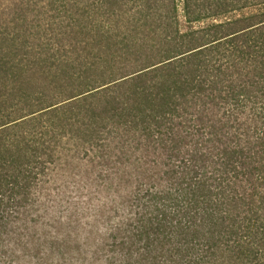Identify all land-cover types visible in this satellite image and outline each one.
Returning a JSON list of instances; mask_svg holds the SVG:
<instances>
[{
	"label": "trees",
	"instance_id": "16d2710c",
	"mask_svg": "<svg viewBox=\"0 0 264 264\" xmlns=\"http://www.w3.org/2000/svg\"><path fill=\"white\" fill-rule=\"evenodd\" d=\"M0 264H264V0H0Z\"/></svg>",
	"mask_w": 264,
	"mask_h": 264
}]
</instances>
